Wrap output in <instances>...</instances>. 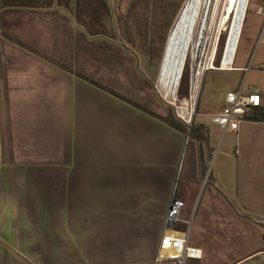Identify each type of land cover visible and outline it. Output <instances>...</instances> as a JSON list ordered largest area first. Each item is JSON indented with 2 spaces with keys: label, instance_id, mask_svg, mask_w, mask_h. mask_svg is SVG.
Segmentation results:
<instances>
[{
  "label": "crops",
  "instance_id": "0c3cea01",
  "mask_svg": "<svg viewBox=\"0 0 264 264\" xmlns=\"http://www.w3.org/2000/svg\"><path fill=\"white\" fill-rule=\"evenodd\" d=\"M104 19L102 0H0V264H184L158 257L174 197L185 202L186 222L176 230L187 232L200 254L185 264H264V122L241 120L224 129L211 121L224 132L219 153L236 159L231 176L225 162L210 170V127L194 117L207 127L211 157L203 174L200 143L191 138L183 173L178 157L188 134L167 126L177 132H171L177 155L161 158L166 147L155 132L168 130L162 122L61 67L114 89L92 74L96 67V76L108 75L111 83L126 71L127 62L114 68L119 60L109 52L121 49L103 37L109 33ZM234 56L209 71L244 68ZM259 86L262 97L264 82ZM225 104L224 96L211 114ZM125 155L132 164L127 170ZM142 177L149 180L143 189ZM205 182L214 187L187 229ZM77 242L86 244L85 263L76 261Z\"/></svg>",
  "mask_w": 264,
  "mask_h": 264
},
{
  "label": "rangeland",
  "instance_id": "374dc122",
  "mask_svg": "<svg viewBox=\"0 0 264 264\" xmlns=\"http://www.w3.org/2000/svg\"><path fill=\"white\" fill-rule=\"evenodd\" d=\"M186 1L187 0H102L103 22L105 21L104 18L106 15L109 19V33L104 34L105 36L103 37L120 45L119 48L121 49V52H114L111 50L109 56L113 60H119V63L115 62L114 64V68L117 69V71L119 69L121 70L123 63H127H125V73L120 72L119 74L117 72L111 78V83L107 80L109 79L107 78L108 75L106 77L96 76V67L92 68L93 77L95 79L102 78L104 84L112 86L115 90L156 113L167 115L171 110L174 111L172 103L174 99L172 96L166 97L160 90L158 77L169 34ZM220 18L221 13L217 20L218 23ZM229 29L230 22L220 29L219 40L223 34H226L224 48ZM218 30L219 29L215 28V33L213 35H216V31ZM124 49L126 50L125 61L121 60L122 50ZM95 53H97V51ZM103 53H105V50H103ZM234 57L235 64L243 65L244 68H234L228 71L207 70L204 75L205 81L203 79L204 82L202 83L198 102L196 104V106L198 105V109L196 111L195 106L194 114L195 122L205 123L210 127V144L214 149L209 162L210 170L215 173V170L219 169V165L225 162L224 165L228 166L229 164L231 166L229 170L231 176L236 173V159L234 156L226 157L221 152L219 153L224 132L223 129H220L211 122L210 116L213 111L223 106V97L226 96L227 92L239 90L240 88H242L243 92H248L252 88L259 89V83L264 82V69L262 68L264 66V0L248 1ZM128 58L130 59L129 61H127ZM188 59L189 56L186 62H188ZM131 63L132 68L130 66ZM182 75H184V71ZM177 96H179L178 91ZM121 103L124 104V106H130L135 110H139L123 100ZM140 112L154 119L157 125L160 124L158 122H162L148 113L141 110ZM162 124L167 127L164 122H162ZM138 126L143 128L140 124H138ZM153 130L155 129L151 127V132H153ZM143 132H146L145 129H143ZM162 132L165 131H159L158 129V131L155 132L158 133L155 137L157 144H162L166 147V154H163L161 158L168 157L169 159H174L177 152L174 151L176 148L171 132L174 134L177 132L169 128L168 130L166 129L165 133ZM191 140L192 139L186 135L179 152L178 165L183 173H185L189 167L188 163L193 145L190 142ZM133 149V147L130 149L127 148V151H133ZM124 158L127 161L124 169L127 170L131 168L132 164L130 167L127 166V163L131 161L130 157L125 155ZM141 169V171H143L144 168ZM2 180L3 179H1V183ZM147 181L149 180L143 177L139 180L141 189L148 185ZM157 182L159 185L160 180H157ZM125 184L126 188L130 185L128 180H125ZM213 187V183L205 182L201 184L198 194L195 196L194 210L188 219L187 229L191 227L193 221H197L201 216L206 199L209 197L210 190ZM125 193L124 202L126 205H131L132 195L128 192ZM140 197L142 200L145 196L144 194H140ZM141 213L147 214L143 211ZM140 222L144 224L145 220L143 216ZM74 246L75 249L77 248L76 250L78 252L76 257L77 263H85L83 253L86 244L84 242H77ZM48 261L51 263L58 262L57 259H49ZM59 261L63 263L68 260ZM87 263L89 264V262Z\"/></svg>",
  "mask_w": 264,
  "mask_h": 264
},
{
  "label": "bare ground",
  "instance_id": "6f19581e",
  "mask_svg": "<svg viewBox=\"0 0 264 264\" xmlns=\"http://www.w3.org/2000/svg\"><path fill=\"white\" fill-rule=\"evenodd\" d=\"M249 0H187L171 30V51L168 61L161 68L158 79L160 90L166 97L176 98V88L180 74L179 61L182 50L185 58L191 52L200 65L206 63L208 49L213 40L215 28L220 29L230 22L222 62L229 65L233 59L239 39L242 21ZM223 8V9H222ZM221 18L219 23L217 20ZM181 49V51H180ZM184 54V53H183ZM221 62V63H222ZM194 100H183L182 111L192 112Z\"/></svg>",
  "mask_w": 264,
  "mask_h": 264
},
{
  "label": "built area",
  "instance_id": "2783aa9c",
  "mask_svg": "<svg viewBox=\"0 0 264 264\" xmlns=\"http://www.w3.org/2000/svg\"><path fill=\"white\" fill-rule=\"evenodd\" d=\"M220 32L213 35V40L208 49L206 63L200 65L193 59L190 52L184 61L183 71L185 67L188 68V95L185 97L177 96L174 98L173 107L175 114L188 126H191L195 106L198 102V97L202 87L204 75L207 70L216 68L215 58L219 42ZM189 56L188 62L187 58ZM222 62V61H221ZM182 71V73H183ZM180 85V84H179ZM176 90L177 91L179 89ZM183 100H194L192 112L184 113L182 111ZM225 106L222 110L211 114L210 120L221 125L224 129L238 128L239 122L242 120V115L248 112L252 107L261 106L263 100L258 89H253L248 92H243L242 88L235 91L227 92L225 96ZM185 206L184 200L174 197L169 205L167 215L165 218L164 230L160 240L159 258H178L185 264L188 258L200 256L198 249L190 247L188 244V233L176 230L177 224L186 222L182 219L181 213Z\"/></svg>",
  "mask_w": 264,
  "mask_h": 264
},
{
  "label": "trees",
  "instance_id": "16d2710c",
  "mask_svg": "<svg viewBox=\"0 0 264 264\" xmlns=\"http://www.w3.org/2000/svg\"><path fill=\"white\" fill-rule=\"evenodd\" d=\"M225 40H226V34H223L220 37L217 52H216V58H215L216 67L220 66V61H221V56H222ZM29 50L34 53H38L36 50H33L31 48H29ZM61 67H63L66 70L71 71L74 74L80 75L87 82L94 85L95 87L110 93L111 95L133 105L134 107L138 108L139 110L145 113H148L154 116L155 118L164 122L167 126L174 128L180 131L181 133L188 134L189 138H194L198 140L200 143L199 156H200L201 171L203 174L206 173L207 167H208V159H210L211 157V151L209 150V147H207V143H206L208 140V131L205 125H202V124L196 125L194 123V118H193L191 126H188L186 123H184L180 118L176 116L175 110L174 111L171 110L167 115L156 113L153 110H150L149 108L145 107L144 105L122 95L121 93L115 91L114 89L108 86H105L101 84L100 82H97L96 80L85 77L75 71H72L70 68H66L64 66H61ZM178 94L180 97H185L188 95V68L187 67H185L184 69V75H182V80L179 85ZM262 100H263V104L261 106L252 107L248 112H245L241 117L242 120L264 122V96H262ZM197 109H198V105L196 106V111ZM190 264H196V263L191 262Z\"/></svg>",
  "mask_w": 264,
  "mask_h": 264
},
{
  "label": "water",
  "instance_id": "95a60500",
  "mask_svg": "<svg viewBox=\"0 0 264 264\" xmlns=\"http://www.w3.org/2000/svg\"><path fill=\"white\" fill-rule=\"evenodd\" d=\"M186 3V2H185ZM185 5V4H184ZM184 8V6H183ZM182 8V9H183ZM182 11V10H181ZM180 11V12H181ZM180 14V13H179ZM242 24H243V21H242ZM170 43H171V32L169 34V37H168V41H167V45H166V49H165V53H164V56H163V61H162V65H161V68L167 63L168 61V56H169V51H171V46H170ZM181 51V49H180ZM186 52V49L182 50V54H181V57H180V60H179V57H177V61H179V68H180V74H179V78H178V83H177V88H178V85L180 84V80H181V77H182V71H183V66H184V61H185V53ZM184 53V54H183ZM233 60V59H232ZM222 61V60H221ZM176 88V89H177Z\"/></svg>",
  "mask_w": 264,
  "mask_h": 264
}]
</instances>
